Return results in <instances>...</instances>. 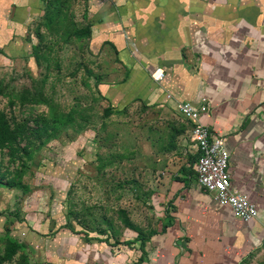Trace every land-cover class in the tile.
Masks as SVG:
<instances>
[{
  "label": "rangeland",
  "instance_id": "obj_1",
  "mask_svg": "<svg viewBox=\"0 0 264 264\" xmlns=\"http://www.w3.org/2000/svg\"><path fill=\"white\" fill-rule=\"evenodd\" d=\"M126 1L0 0V264H50L65 231L146 240L194 171L190 124L120 58Z\"/></svg>",
  "mask_w": 264,
  "mask_h": 264
},
{
  "label": "crops",
  "instance_id": "obj_2",
  "mask_svg": "<svg viewBox=\"0 0 264 264\" xmlns=\"http://www.w3.org/2000/svg\"><path fill=\"white\" fill-rule=\"evenodd\" d=\"M126 2L134 43L120 58L135 62L133 77L141 64L162 69L146 83L148 100L174 110L179 101L205 105L200 122L224 137L231 187L257 215L235 217L193 171L171 183L167 218L146 240L110 243L65 231L51 242L50 264H241L264 244V0Z\"/></svg>",
  "mask_w": 264,
  "mask_h": 264
},
{
  "label": "built area",
  "instance_id": "obj_3",
  "mask_svg": "<svg viewBox=\"0 0 264 264\" xmlns=\"http://www.w3.org/2000/svg\"><path fill=\"white\" fill-rule=\"evenodd\" d=\"M162 74V69L158 68L152 78L159 80ZM205 108V105L196 106L189 101L177 103L179 113L192 122L190 135L195 147L193 168L196 182L202 189L212 193L219 205L227 207L241 221L249 222L256 217L257 207L246 194L231 187L227 169L229 154L224 137L213 135L200 122V115Z\"/></svg>",
  "mask_w": 264,
  "mask_h": 264
}]
</instances>
